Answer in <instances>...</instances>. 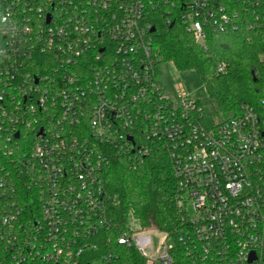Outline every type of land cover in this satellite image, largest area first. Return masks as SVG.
Listing matches in <instances>:
<instances>
[{
	"label": "built area",
	"instance_id": "2783aa9c",
	"mask_svg": "<svg viewBox=\"0 0 264 264\" xmlns=\"http://www.w3.org/2000/svg\"><path fill=\"white\" fill-rule=\"evenodd\" d=\"M159 14L203 51L207 27L264 42L258 0H0V264H264V91L211 125L171 98ZM153 154L175 178L170 234L118 217L105 187L113 160Z\"/></svg>",
	"mask_w": 264,
	"mask_h": 264
},
{
	"label": "trees",
	"instance_id": "16d2710c",
	"mask_svg": "<svg viewBox=\"0 0 264 264\" xmlns=\"http://www.w3.org/2000/svg\"><path fill=\"white\" fill-rule=\"evenodd\" d=\"M239 4L230 5L239 8ZM152 25L155 63L169 61L178 71L196 72L208 99L222 116H235L243 104H259L264 91V62L260 60L264 42L253 38L248 41L252 34L244 26L229 34L205 28L207 51H203L181 21H174L170 27L159 14ZM219 65L224 66L223 73H217ZM104 181L107 191L118 197V217L132 211L145 229L170 234L178 228L175 178L165 155L153 154L135 170L128 169L124 160L115 159ZM173 264H190L182 249L176 248Z\"/></svg>",
	"mask_w": 264,
	"mask_h": 264
},
{
	"label": "rangeland",
	"instance_id": "374dc122",
	"mask_svg": "<svg viewBox=\"0 0 264 264\" xmlns=\"http://www.w3.org/2000/svg\"><path fill=\"white\" fill-rule=\"evenodd\" d=\"M156 70L162 89L173 99L186 97L190 101L199 102L209 125L231 116V114L222 116L218 113L214 102L208 99L205 85L196 72L178 71L169 61L156 63Z\"/></svg>",
	"mask_w": 264,
	"mask_h": 264
},
{
	"label": "water",
	"instance_id": "95a60500",
	"mask_svg": "<svg viewBox=\"0 0 264 264\" xmlns=\"http://www.w3.org/2000/svg\"><path fill=\"white\" fill-rule=\"evenodd\" d=\"M171 26H172V25H170V27H171ZM154 30H155V29H154V28H152L150 31L153 33V32H154ZM252 259H253V257H252ZM252 259H250V260H249V262H251V261H252Z\"/></svg>",
	"mask_w": 264,
	"mask_h": 264
}]
</instances>
